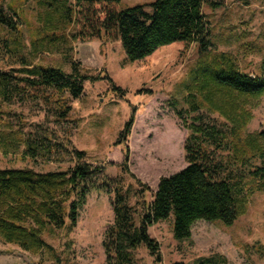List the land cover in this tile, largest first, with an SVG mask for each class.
Here are the masks:
<instances>
[{"label":"trees","instance_id":"16d2710c","mask_svg":"<svg viewBox=\"0 0 264 264\" xmlns=\"http://www.w3.org/2000/svg\"><path fill=\"white\" fill-rule=\"evenodd\" d=\"M121 2L77 0V4L105 5L102 26L107 33L118 35L128 61L142 60L174 42L198 46L200 59L194 67L197 80L189 85L185 96L188 111L196 113L194 120L189 123L185 110L178 108L176 99L173 101L176 114L189 129L184 140L187 165L161 176L151 200L146 199L150 186L128 167V145L121 165L137 189L126 185L122 177L105 176L106 166L87 161V152L77 148L72 151L75 164L66 169L0 167V243L15 244L52 261L41 264H68L45 234L72 230L93 190L112 195L114 221L103 238L107 264H135V251L141 246L149 250L155 264H161L160 243L149 231L152 225L173 216L175 238L186 239L191 237L192 226L198 220L234 224L247 212L250 193L264 191V165L251 163L258 157L264 160V145L256 135L245 131L253 114L250 101L264 96V59L259 72L247 71L231 53L215 49L211 21L204 8L217 9L225 0H151L109 8ZM58 3L63 6L57 19L53 21L49 13L50 23L36 26L29 51L17 21L0 6V55L18 65L0 70V125H12L4 120V114L9 112L2 106L17 95L35 101L43 99L62 120H69L70 100L83 94L87 81L107 80L110 89L124 97L108 73H91L71 56L67 55L71 71L36 61L41 49L71 50V37L77 38L76 33L70 35L67 30L75 16L74 7L64 1ZM58 3H49L48 7L53 11L59 8ZM43 26L61 28V35L51 33L47 38H38ZM135 112L133 105L120 133L123 142L132 131ZM22 140V129L5 130L0 126V149L5 153L19 150ZM27 142L23 152L36 156L40 147L29 138ZM66 151L58 150L60 154L69 150ZM132 196L137 197L135 202ZM201 264H227V258L212 255L204 257Z\"/></svg>","mask_w":264,"mask_h":264},{"label":"rangeland","instance_id":"374dc122","mask_svg":"<svg viewBox=\"0 0 264 264\" xmlns=\"http://www.w3.org/2000/svg\"><path fill=\"white\" fill-rule=\"evenodd\" d=\"M58 1L74 7V19L66 28L70 35L76 33L77 38L71 37V50L41 49L36 61L71 71L67 55L71 56L91 73H108L124 97L114 93L107 80L87 81L83 94L70 100L69 120H62L43 99L35 101L17 95L2 108L9 112L4 114V120L12 124L10 127L22 129L23 140L17 151L5 153L0 149V167H29L38 171L66 169L75 164L72 151L77 148L87 152V161L106 166L105 176L122 177L126 185L137 189L134 179L121 165L128 145V167L150 186L146 199L151 200L161 176L187 165L184 140L189 129L176 114L173 101L176 99L178 108L185 110L189 123L194 120L196 113L188 111L185 96L189 85L197 80L194 67L200 59L198 46L174 42L142 60L128 61L118 35L107 33L102 26L104 4H77V0H0V6L17 21L26 51L31 49L36 26L49 24V13L53 14V21L57 19L63 6ZM149 1L122 0L120 5L110 4L109 8ZM55 2L59 8L52 11L48 6ZM204 10L211 21L215 49L231 53L242 69L259 72L264 59V0H225L222 7L206 6ZM39 32L38 38H47L51 33L61 35V28L51 30L43 26ZM12 67L18 65L0 55V70ZM133 105H136L134 124L123 142L120 133ZM250 109L253 114L245 131L256 135L257 141L264 145V96L252 99ZM0 126L5 130L10 128ZM28 138L40 147L34 157L23 152ZM66 149L68 153L58 152ZM251 163L264 165V160L258 157ZM111 198V194L93 190L72 230L58 229L53 234H45V239L68 264H107L103 238L114 221ZM136 199L132 196L133 202ZM173 220L171 216L149 228L160 243L161 264L175 261L201 264L204 257L212 255L225 256L227 264H264V191L250 193L247 212L232 225L220 220H198L192 226L191 237L177 239L173 234ZM135 257V264H155L145 246L135 251ZM41 262L52 263L43 254L0 243V264Z\"/></svg>","mask_w":264,"mask_h":264}]
</instances>
